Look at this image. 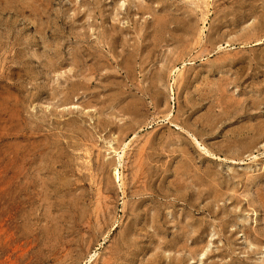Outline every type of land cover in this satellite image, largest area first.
<instances>
[{"label": "rangeland", "instance_id": "rangeland-1", "mask_svg": "<svg viewBox=\"0 0 264 264\" xmlns=\"http://www.w3.org/2000/svg\"><path fill=\"white\" fill-rule=\"evenodd\" d=\"M0 264H264V0H0Z\"/></svg>", "mask_w": 264, "mask_h": 264}, {"label": "bare ground", "instance_id": "bare-ground-1", "mask_svg": "<svg viewBox=\"0 0 264 264\" xmlns=\"http://www.w3.org/2000/svg\"><path fill=\"white\" fill-rule=\"evenodd\" d=\"M137 5V4H136ZM121 6V5H120ZM89 80V79H88ZM118 177V176H117Z\"/></svg>", "mask_w": 264, "mask_h": 264}]
</instances>
